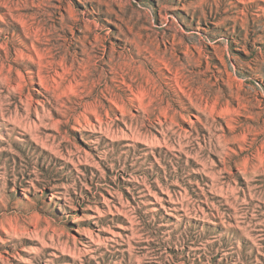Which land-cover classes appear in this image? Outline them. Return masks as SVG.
<instances>
[{"label": "rangeland", "instance_id": "rangeland-1", "mask_svg": "<svg viewBox=\"0 0 264 264\" xmlns=\"http://www.w3.org/2000/svg\"><path fill=\"white\" fill-rule=\"evenodd\" d=\"M0 264H264V0H0Z\"/></svg>", "mask_w": 264, "mask_h": 264}, {"label": "bare ground", "instance_id": "bare-ground-1", "mask_svg": "<svg viewBox=\"0 0 264 264\" xmlns=\"http://www.w3.org/2000/svg\"><path fill=\"white\" fill-rule=\"evenodd\" d=\"M124 49H125V48H124ZM130 49H131V48H130ZM130 49H125V50H126V51H130ZM106 50H107V49H106ZM114 51H115V50H114ZM114 51H113V55H114ZM17 53H19V52H17ZM89 53H90V55H88L89 61H91L92 59H95V58H96V57L94 58V57L92 56L93 54H91V52H89ZM89 53H88V54H89ZM122 53H123V52H122ZM124 53H125V52H124ZM95 55H96V54H95ZM95 55H94V56H95ZM121 55H122V54H121ZM96 56H97V55H96ZM98 56H99V55H98ZM110 56H111V55H110ZM22 57H23V56H22ZM110 58H112V57H110ZM96 59H97V58H96ZM100 59H101V58H100ZM109 60H110L109 63H110V65H111V64H112V59H109ZM83 61H84V60H83ZM101 61H102V60H101ZM113 61H114V60H113ZM132 61H133V60H132ZM135 61H136V60H135ZM85 63H86V62H85ZM88 63H89V62H88ZM91 63H92V62H90V64H91ZM126 63L129 64L128 61H127ZM126 63H125V64H126ZM130 63H131V62H130ZM80 64H81V63H80ZM82 64H83V63H82ZM86 64H87V63H86ZM119 64H120V63H119ZM87 65H88V64H87ZM87 65H85V66H87ZM92 65H93V64H92ZM92 65H91V66H92ZM95 65H96V64H95ZM116 65H117V64H116ZM123 65H124V64H123ZM76 66H77V65H76ZM98 66H99V64H98ZM78 67H79V66H78ZM120 67H121V66H120ZM124 67H125V65H124ZM127 67H128V66H127ZM129 67H130V66H129ZM142 67H143V65H142ZM75 68H76V67H75ZM89 68H90V67H89ZM95 68H96V67H95ZM95 68H94V70H95ZM113 68H114V67H113ZM134 68H135V67H134ZM79 69H80V68H79ZM86 69H87V68H86ZM91 69H92V68H91ZM98 69H99V68H98ZM111 69H112V67H111ZM141 69H142V68H141ZM141 69H140V71H143V70H141ZM83 70H84V69H83ZM103 70H104V69H103ZM115 70H116V69H115ZM128 70H129V69H128ZM76 71H77V70H76ZM78 71H79V70H78ZM90 71H91V70H90ZM92 71H93V70H92ZM113 71H114V70H113ZM113 71H112V72H113ZM129 71H130V70H129ZM81 72H82V71H81ZM95 72H96V71H95ZM98 72H99V71H98ZM104 72H105V71H101V75L99 74V76L97 77V80H100V79L103 80V79H104V80H107V81H108V80L111 81L112 78H111L110 76H108V75H104ZM115 72H116V71H115ZM123 72H124V71H123ZM126 72H127V71H126ZM126 72H125V74H126ZM136 72H137V71H136ZM77 73H78V72H76V74H77ZM86 73H87V71H86ZM142 73H144V72H142ZM106 74H107V73H106ZM121 74L123 75L124 73H121ZM84 75H86V74H84ZM94 75H95V73H94ZM115 75H116V74H115ZM115 75H114V76H115ZM118 75H119V74H118ZM138 75H139V74H138ZM76 76H77V75H76ZM80 76H81V75H80ZM84 77H85V76H84ZM87 77H88V76H87ZM93 78H94V77H92V79H93ZM95 78H96V77H95ZM84 79H85V78H84ZM88 79H89V78H88ZM90 79H91V78H90ZM113 79H114V77H113ZM142 79H143V78H142ZM113 81H114V80H113ZM111 91H112V90H111ZM77 95H78V94H77ZM109 98H111V101H113V102L116 101V100L113 99L112 97H109ZM115 103H117V102H115ZM94 109L96 110V108H94ZM94 109H93V110H94ZM93 112H94V111H93ZM94 113H95V112H94ZM98 113H99V111H98ZM97 116H98V115H97ZM97 116H96V117H97ZM97 119L99 120L100 123H102V122H101L102 120H100L98 117H97ZM102 125H103V123H102Z\"/></svg>", "mask_w": 264, "mask_h": 264}]
</instances>
